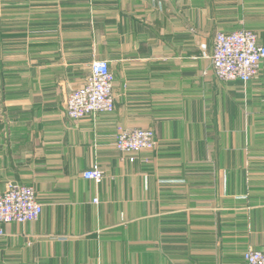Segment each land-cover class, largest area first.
Returning a JSON list of instances; mask_svg holds the SVG:
<instances>
[{"label": "crops", "instance_id": "obj_1", "mask_svg": "<svg viewBox=\"0 0 264 264\" xmlns=\"http://www.w3.org/2000/svg\"><path fill=\"white\" fill-rule=\"evenodd\" d=\"M240 29L264 44V0H0V194L30 185L43 204L36 222L0 224V264H246L264 250V61L247 83L212 63L216 34ZM94 60L115 110L73 121L67 94ZM133 127L157 147L130 162L115 141ZM95 164L99 183L83 177Z\"/></svg>", "mask_w": 264, "mask_h": 264}, {"label": "built area", "instance_id": "obj_2", "mask_svg": "<svg viewBox=\"0 0 264 264\" xmlns=\"http://www.w3.org/2000/svg\"><path fill=\"white\" fill-rule=\"evenodd\" d=\"M263 61L264 44L255 31L240 29L216 34L212 63L218 79H240L247 83L258 75ZM114 83V74L108 62L94 60L82 84L67 94V117L79 121L90 115L113 112L116 107ZM115 147L123 159L134 162L143 152L156 149L155 131L150 127L120 128ZM83 177L99 183L106 174L104 169L95 164L83 172ZM42 212L43 204L38 200L33 186L11 182L0 194V224L36 222ZM245 260L246 264H264V250L247 249Z\"/></svg>", "mask_w": 264, "mask_h": 264}]
</instances>
